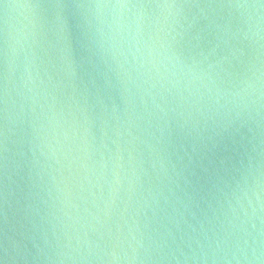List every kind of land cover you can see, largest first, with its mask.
<instances>
[{
  "label": "water",
  "instance_id": "1",
  "mask_svg": "<svg viewBox=\"0 0 264 264\" xmlns=\"http://www.w3.org/2000/svg\"><path fill=\"white\" fill-rule=\"evenodd\" d=\"M0 264H264V0H0Z\"/></svg>",
  "mask_w": 264,
  "mask_h": 264
}]
</instances>
